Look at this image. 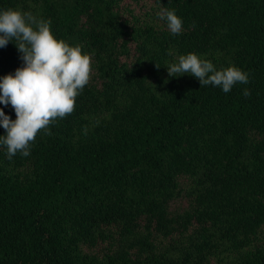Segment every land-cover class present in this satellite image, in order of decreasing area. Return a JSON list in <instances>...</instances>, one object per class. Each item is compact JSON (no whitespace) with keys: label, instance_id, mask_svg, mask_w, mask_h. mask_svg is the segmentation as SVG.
Listing matches in <instances>:
<instances>
[{"label":"trees","instance_id":"obj_1","mask_svg":"<svg viewBox=\"0 0 264 264\" xmlns=\"http://www.w3.org/2000/svg\"><path fill=\"white\" fill-rule=\"evenodd\" d=\"M8 8L50 21L91 54L92 74L29 156L0 145V264H264V0H0ZM188 53L249 82L225 93L170 77ZM22 64L14 41L0 47V79Z\"/></svg>","mask_w":264,"mask_h":264},{"label":"clouds","instance_id":"obj_2","mask_svg":"<svg viewBox=\"0 0 264 264\" xmlns=\"http://www.w3.org/2000/svg\"><path fill=\"white\" fill-rule=\"evenodd\" d=\"M158 16L166 20L172 34L181 32L182 19L175 10L162 8ZM9 41L15 42L23 61L15 74L0 79V103L11 104L16 113L13 120L0 108V125L6 130L0 135V145L6 146L11 159L17 153L29 156L38 133L50 135V125L74 112L76 98L91 79L92 57L81 46L58 39L50 21L18 8L0 11V47ZM166 67L170 77L187 73L196 77L201 87L217 86L225 93L238 83L249 82L248 74L240 68L232 65L218 70L195 53L180 55L178 62ZM243 95L250 91L245 88ZM84 131L86 134L87 129Z\"/></svg>","mask_w":264,"mask_h":264}]
</instances>
